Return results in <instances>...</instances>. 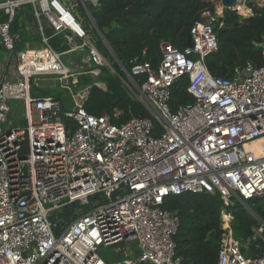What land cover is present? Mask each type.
Returning a JSON list of instances; mask_svg holds the SVG:
<instances>
[{
    "label": "built area",
    "instance_id": "2783aa9c",
    "mask_svg": "<svg viewBox=\"0 0 264 264\" xmlns=\"http://www.w3.org/2000/svg\"><path fill=\"white\" fill-rule=\"evenodd\" d=\"M23 5L32 7L40 49L15 51L11 21ZM76 7L73 0H0L7 14L0 42L16 65V78L0 80V264H182L173 239L179 217L163 203L186 192L217 195L227 213L243 205L264 241V217L247 204L260 199L264 210V36L263 64L248 61L233 77L215 76L204 62L218 49L214 16L201 18L190 28L192 47L162 40L156 67L146 60L122 68L146 115L122 119L118 107L94 115L79 104L63 111L54 95H32L34 77L56 75L67 84L74 73L61 59L67 53L111 66ZM43 21L51 35L44 34ZM52 35H62L67 48L56 51ZM46 55L53 66L33 69ZM183 75L193 102L172 107V85ZM18 101L25 123L3 127ZM62 114L74 120V130ZM92 196L91 209L56 235L50 216L72 202L89 204ZM133 240L134 258L107 263L99 253ZM241 246L225 221L217 264H264V246L255 257Z\"/></svg>",
    "mask_w": 264,
    "mask_h": 264
},
{
    "label": "trees",
    "instance_id": "16d2710c",
    "mask_svg": "<svg viewBox=\"0 0 264 264\" xmlns=\"http://www.w3.org/2000/svg\"><path fill=\"white\" fill-rule=\"evenodd\" d=\"M245 3L251 9L249 15H240L236 10H226L224 17H214L211 22L218 49L208 54L204 62L212 75L230 78L233 77L236 69L243 67L248 61L255 65L263 64L259 44L264 36V5L253 3V0H246ZM206 12L214 14V5L211 1L98 0L97 6L90 11L100 30L103 31L104 28L112 25L110 29L103 31L109 48L102 43L100 37H97L99 40L96 43L100 51L114 61L111 50L126 70H130L136 62L141 63L146 60L156 67L161 57L160 41L162 40L183 49L191 26L198 16ZM24 15L29 21L33 19L36 22L30 5L16 9L11 21V31L18 35L15 51L21 50L26 41L41 42L37 22L34 33L27 31L22 23ZM6 19L7 14L0 10V22ZM43 31L45 35H51L53 32L49 27H44ZM62 42L64 40L61 35H54L49 39L51 46L58 52L66 49H59V43ZM0 46L4 49L2 44ZM113 64L119 70L116 61ZM105 84V89L96 84L91 85L78 104L94 115L110 112L115 107L123 110L122 119L130 115L147 114L118 77L111 76ZM32 86L35 89L33 81ZM187 86L186 75L173 83L170 99L172 107L193 102ZM62 110L65 111L63 106ZM62 117L69 131L76 128L73 119L63 114ZM21 122L25 123L24 120ZM96 198V196L90 197L89 204L72 202L55 211L50 216L55 234L58 235L71 220L89 211ZM221 203L217 195L199 192H186L165 199L163 207L176 212L179 217V227L173 239L182 264H217L222 234ZM251 203L254 205L251 206ZM247 204L259 218L264 217L260 199L248 200ZM230 213L233 236L242 243L241 251L248 257L257 256L264 246V241L253 231L256 220L243 205H238ZM262 234L264 235V232ZM120 246L122 244L102 247L99 253L107 263L118 261L122 259L120 253L116 252ZM105 248L107 251L102 252Z\"/></svg>",
    "mask_w": 264,
    "mask_h": 264
},
{
    "label": "rangeland",
    "instance_id": "374dc122",
    "mask_svg": "<svg viewBox=\"0 0 264 264\" xmlns=\"http://www.w3.org/2000/svg\"><path fill=\"white\" fill-rule=\"evenodd\" d=\"M73 1L77 2V7L75 8V13L79 14L90 25V29L91 30H90L89 34H90V36L92 37L93 40L98 42L99 39L97 37H100V35H99L98 31L96 30V28L93 25L92 15L83 6V4L81 3V0H73ZM206 1H211L213 3V5H214V14L206 12L205 14H203L204 19H209L210 14L213 15L215 18H222V17H224V15L219 14V11H221V10H228V11L236 10L235 8L237 6H241L242 10L241 9L240 10H236L237 11L236 13H238L240 15H244V16L249 15L251 13L250 7L245 3L246 0H243V3H238V5L234 6V7H223L219 0H206ZM253 3H257L259 5H264V0H253ZM43 26L45 28L46 27L48 28V25H47V23L45 21H43ZM63 43H64V47H60L59 49L67 48V45L65 44V42H63ZM39 46L40 47L30 48V49H40V48H42V43H40ZM72 58H73V54H70V53L63 54L61 56V59L64 61V63H66L68 66H70V69H74L75 70L74 64H72L70 62V60ZM108 61L111 62L109 59H108ZM108 70L111 72L110 69H108ZM102 75H105V74L102 73L100 76H94V78L93 77H89V76L86 77V78H82L81 76L77 75V80L78 81H77L76 84L72 83L73 81L76 82V76H75L74 73H73V75L68 76L67 84L64 83L63 79H61V78L59 79L58 76H56V75H40V76H44V77H39V78H41L43 80L39 79L38 80L39 81L38 85L40 86V88H45L44 87L45 85L49 86L51 92L56 94L62 100L64 105H70V107H72V106H77L79 101L88 92V89L84 88V87L96 84V85H99L100 87L104 88L105 85L103 83L104 79L101 78ZM112 75H115V74L112 73ZM47 76H51V77H47ZM35 79H38V77H36ZM131 89L134 90L133 87ZM131 89L128 88V91H130V93L132 92L131 94L134 96V91H132ZM78 90H80V91H78ZM14 104L15 103H13L12 110L8 114V117H7L6 121L3 123V127H6L7 125H14L15 126V125L20 124L19 123V119L22 116L21 115L22 110L20 111V109L17 108L16 106H14ZM21 123L23 124V122H21ZM248 206H250V205H248ZM220 208L222 209L221 210V228L224 226L225 221L231 227V225H232V218H231L232 215H231V213H227L226 212V210L224 209L225 207H224L223 203H221ZM243 245H244V243H243ZM101 248H100V250H101ZM106 251H107L106 248L104 250H102V252H106ZM116 252L120 253L121 258H125L126 255L128 257L134 258L138 254V248H137L136 244H134V243H130L128 245L127 244H125V245L122 244V246H120L119 248L116 249Z\"/></svg>",
    "mask_w": 264,
    "mask_h": 264
},
{
    "label": "crops",
    "instance_id": "0c3cea01",
    "mask_svg": "<svg viewBox=\"0 0 264 264\" xmlns=\"http://www.w3.org/2000/svg\"><path fill=\"white\" fill-rule=\"evenodd\" d=\"M95 6H97V5H95ZM94 6V7H95ZM92 10V9H91ZM89 11V10H88ZM89 13H90V11H89ZM77 14V13H76ZM91 14V13H90ZM203 14H205V13H203ZM203 14L201 15V18H203L204 19V16H203ZM29 15H30V13H29ZM77 16L79 17V19H80V21H81V23H82V25L90 32V25L79 15V14H77ZM94 21V20H93ZM22 23H23V25H24V27H25V29L27 30V31H29V32H32V33H34L35 32V27H36V22H35V20H33V19H31V21H29L27 18H26V15H24L23 16V18H22ZM94 25V24H93ZM52 36H54V35H52ZM51 36V37H52ZM61 38L64 40V42H65V44H66V40L63 38V36L61 35ZM40 43L41 42H39V43H33V42H29V41H26L25 42V44H24V46H23V48L21 49V50H25V49H30V48H37V47H40L39 45H40ZM0 44H1V42H0ZM62 45H64V43L62 42V43H59V46L61 47ZM104 45H106L108 48H109V46H108V44H104ZM6 51L3 49V48H1V46H0V80H2L4 77H7V78H16V65H15V62H14V60H11V61H7V59H6V53H5ZM110 53H111V56H112V58H113V60L114 61H116V63L118 64V66H119V70L118 69H116V67L114 66V64H113V62L114 61H112V60H110L107 56H105L107 59H109L111 62H109L110 64H111V66L110 67H107V66H103V68H102V66H97V65H95L94 63H92V62H90L89 61V59H88V56L85 54V53H83V52H74V53H70V54H73V58L70 60V62L72 63V64H74V68H75V70H74V74H75V76H76V82L75 83H73V84H76L77 83V75L78 76H81L82 78H86V77H93L94 78V76H100L102 73H104L105 75H102L101 77H104V81H103V83H104V88L103 87H101V88H103V89H105L106 88V84H105V81L107 80V79H109L111 76L112 77H118L120 80H121V82L124 84L125 82H124V80H126V82L127 81H130L129 80V78L126 76V74H125V72L123 71V69L122 68H124L122 65H121V63L119 62V61H117V59L113 56V52L110 50ZM53 66V62H52V59H51V57L50 56H48V55H46V60H40L38 63H35L32 67H33V69H42V68H48V67H52ZM97 66V67H96ZM110 69L111 70V72L108 70V69ZM125 69V68H124ZM112 73H114L115 75H112ZM118 75V76H117ZM109 76V77H108ZM36 77H38V79H35ZM36 77H34V79H33V82H34V87H35V89H33L32 90V95H34V96H36V95H41V94H51V95H54L57 99H59V101L61 102V105L64 107V109L65 110H68L69 108H71L70 107V105H64L63 104V102H62V100L56 95V94H54L53 92H51V90H50V88H49V86H47V85H45L44 87L45 88H40V86L38 85L39 84V79H41V78H39V77H44V76H36ZM47 77H51V76H47ZM106 77V78H105ZM124 79V80H122V78ZM41 80H43V79H41ZM94 83V82H93ZM125 85V84H124ZM127 85V84H126ZM125 85V86H126ZM99 86V85H98ZM89 87L90 86H86V87H84V88H87L88 89V91H89ZM127 87V86H126ZM128 88V87H127ZM78 91H80V90H78ZM130 92V91H129ZM132 93V92H131ZM130 93V94H131ZM87 94V93H86ZM132 95V94H131ZM133 96V95H132ZM135 96V95H134ZM133 96V97H134ZM134 99L135 100H137L139 103H140V101L137 99V97L135 96L134 97ZM13 103H15L14 104V106H16L17 108H19L20 109V111L22 110V103L21 102H12V104H11V106H13ZM17 103V104H16ZM120 109V108H119ZM122 110V109H121ZM123 111V110H122ZM22 114V113H21ZM23 120V118H22V116L20 117V119H19V123H20V125H21V121Z\"/></svg>",
    "mask_w": 264,
    "mask_h": 264
},
{
    "label": "water",
    "instance_id": "95a60500",
    "mask_svg": "<svg viewBox=\"0 0 264 264\" xmlns=\"http://www.w3.org/2000/svg\"><path fill=\"white\" fill-rule=\"evenodd\" d=\"M83 1L87 5L89 11L94 8L95 4L92 2V0H83ZM219 1L223 7H234V6H237L238 3H243V0H219ZM197 20L201 21L202 20L201 16H198ZM93 24H94V27L96 28V30L98 31L99 35H101L102 38H104L103 31H106L112 27V25H109L107 28H104L102 31L96 26L94 21H93ZM192 45H193L192 38H191V35L189 34L187 37V40H186V46L192 47ZM113 56L116 58V56L114 54H113ZM101 78L104 79V77H101ZM132 242L136 243L137 241L133 240Z\"/></svg>",
    "mask_w": 264,
    "mask_h": 264
},
{
    "label": "bare ground",
    "instance_id": "6f19581e",
    "mask_svg": "<svg viewBox=\"0 0 264 264\" xmlns=\"http://www.w3.org/2000/svg\"><path fill=\"white\" fill-rule=\"evenodd\" d=\"M239 5H240V4H239ZM235 9H236V10H240V9H241V6H237ZM241 10H242V9H241ZM225 12H226V10H221V11H219V14L224 15Z\"/></svg>",
    "mask_w": 264,
    "mask_h": 264
}]
</instances>
